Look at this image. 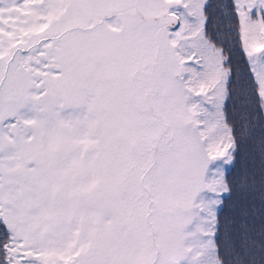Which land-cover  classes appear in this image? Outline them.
<instances>
[{
    "label": "snow or ice",
    "instance_id": "6c2138e0",
    "mask_svg": "<svg viewBox=\"0 0 264 264\" xmlns=\"http://www.w3.org/2000/svg\"><path fill=\"white\" fill-rule=\"evenodd\" d=\"M257 126L264 0H0V264H264Z\"/></svg>",
    "mask_w": 264,
    "mask_h": 264
},
{
    "label": "trees",
    "instance_id": "16d2710c",
    "mask_svg": "<svg viewBox=\"0 0 264 264\" xmlns=\"http://www.w3.org/2000/svg\"><path fill=\"white\" fill-rule=\"evenodd\" d=\"M233 66L243 67L241 57L233 55ZM264 138V127L257 126L253 129L252 136L241 143L239 156L235 167L227 175L232 192L231 199L225 201L224 212L221 219L226 220L233 216L239 217L242 209H248V219L257 230L260 225V182L264 175V157L260 154L261 140ZM249 185H254L249 187ZM255 208V218L251 215Z\"/></svg>",
    "mask_w": 264,
    "mask_h": 264
}]
</instances>
